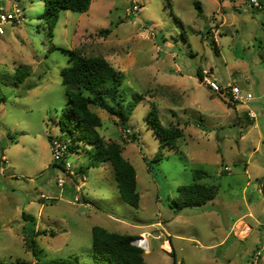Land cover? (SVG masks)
<instances>
[{
	"label": "rangeland",
	"instance_id": "374dc122",
	"mask_svg": "<svg viewBox=\"0 0 264 264\" xmlns=\"http://www.w3.org/2000/svg\"><path fill=\"white\" fill-rule=\"evenodd\" d=\"M134 1L137 16L130 0L60 12L48 38L41 0H0V13L16 6L23 14L0 36V264H95V226L148 239L146 264H264V0ZM51 46L104 58L123 75L125 101L141 96L127 129L90 106L103 142L117 143L135 170L138 209L121 200L109 163L87 167L88 145L66 153L68 167L52 166L48 137L70 142L57 125L67 105L59 72L69 63ZM17 69L29 72L22 83ZM205 77L252 99L228 104ZM152 107L164 127L182 131L156 163L159 139L146 121ZM194 169L210 175L202 183L216 185L217 195L174 213L170 202Z\"/></svg>",
	"mask_w": 264,
	"mask_h": 264
},
{
	"label": "trees",
	"instance_id": "16d2710c",
	"mask_svg": "<svg viewBox=\"0 0 264 264\" xmlns=\"http://www.w3.org/2000/svg\"><path fill=\"white\" fill-rule=\"evenodd\" d=\"M43 13L39 16L46 27L47 37L50 38L58 21L60 12L85 13L89 10L92 0H41ZM194 6L200 10V4L194 2ZM99 33H107V30ZM51 50L59 49L51 46ZM67 56L69 65L60 70L61 83L65 87L67 105L61 112L57 125L59 131L67 135L69 142L66 145V153L73 152L77 143L90 146L86 153L89 157L88 168H98L109 163L114 173V179L121 200L133 209L139 207V193L137 191L136 173L133 166L121 155V147L114 142L105 144L99 135L97 128L101 126L99 117L90 110V106H96L118 120V125L127 129L128 120L136 106L142 100L136 94L130 102H126L120 94L123 84V75L113 68L102 57H84L76 50L59 49ZM261 57L264 58V45ZM29 72L17 69L14 73L16 83H22ZM196 77L203 80L201 70L196 71ZM232 103L228 95H225ZM146 121L159 139V149L152 161L162 159V149L176 148V141L182 137L179 128L164 127L158 118L154 107L146 115ZM134 139V135L132 136ZM49 143L51 141L48 137ZM66 156V154H65ZM62 163L52 165L62 168ZM210 178V175L202 169L192 171V182L177 188L176 197L171 200L170 208L174 213H179L184 208L199 207L212 201L218 188L216 185H206L202 180ZM87 203V202H86ZM23 220L29 219L23 212ZM32 239V238H31ZM133 236L110 233L105 229L95 226L91 228V256L95 264H146L143 259V251L131 245ZM28 247L32 254H36L34 242ZM49 264H69L68 262L53 261ZM173 264L175 259L173 258Z\"/></svg>",
	"mask_w": 264,
	"mask_h": 264
},
{
	"label": "built area",
	"instance_id": "2783aa9c",
	"mask_svg": "<svg viewBox=\"0 0 264 264\" xmlns=\"http://www.w3.org/2000/svg\"><path fill=\"white\" fill-rule=\"evenodd\" d=\"M250 1L254 6L259 5V2H257V0ZM130 3L131 6L129 9V13L133 14L134 16H137L141 7L134 0H130ZM21 20H23L22 11L16 6L14 7V10L10 13H0V36L4 33L3 25L9 22H19ZM204 81L210 91L228 95L231 101L236 104H246L252 99V95L250 93L243 94L240 88L236 85L228 83L226 87H221L215 79L209 77H205ZM249 116L251 118H255V115L252 112L249 113ZM49 144L53 162L58 164L63 162L64 166L68 167L69 164L65 161L66 144L57 139H51ZM131 245L136 248H139L143 252L149 251L148 239H146L145 237L136 238L131 242Z\"/></svg>",
	"mask_w": 264,
	"mask_h": 264
},
{
	"label": "crops",
	"instance_id": "0c3cea01",
	"mask_svg": "<svg viewBox=\"0 0 264 264\" xmlns=\"http://www.w3.org/2000/svg\"><path fill=\"white\" fill-rule=\"evenodd\" d=\"M23 212H24V211H23ZM23 212H22V213H23ZM24 213L26 214V212H24ZM26 215H27V214H26ZM21 218H22V217H21ZM24 221H25V220H24Z\"/></svg>",
	"mask_w": 264,
	"mask_h": 264
}]
</instances>
